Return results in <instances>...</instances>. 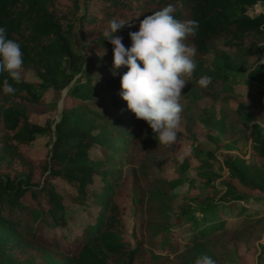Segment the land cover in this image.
Listing matches in <instances>:
<instances>
[{"label":"trees","instance_id":"1","mask_svg":"<svg viewBox=\"0 0 264 264\" xmlns=\"http://www.w3.org/2000/svg\"><path fill=\"white\" fill-rule=\"evenodd\" d=\"M169 3L176 5L177 19L198 20L200 25L197 35L186 41L195 44L198 52L197 70L182 92L185 136L196 141L198 125L218 127L215 107L224 102V127L250 140V152L246 159L224 155L229 174L222 182L221 198L237 205L248 202L250 193L264 196V126L253 110L229 107L227 85L231 73L244 68L245 83L264 86V12L248 13L256 3L264 5V0H82L80 5L78 0H0V27L20 43L24 54L22 82L9 79L17 89L15 95L3 93V80L8 77L0 74V264H195L205 254L216 264H227L231 256L248 249L257 231L264 233L261 210L240 205V219L231 226L223 222L214 230L195 231L191 243L179 251L154 250L159 231L191 211L188 199L172 205L176 180H149L152 168L163 163V153L173 143H159L148 124L128 110L121 90L111 98L120 116L101 118L93 104L98 89L117 93L120 78L109 75L102 82L92 78L85 64L86 49L104 52L113 67V46L103 36L108 21L126 22L114 36L122 37L130 48L129 33L139 30L144 16ZM75 26L81 51L73 45ZM218 40L234 54L217 50ZM28 70L38 82L26 80ZM127 70L118 69L122 74ZM202 75L211 77L207 88L197 84ZM66 87L56 121L31 120L33 114L45 112L46 91ZM205 99L208 105L202 104ZM52 124L48 153L41 159L31 158L27 146L38 135L51 132ZM134 146L140 148L139 157L131 152ZM91 151H98V157ZM204 176L210 186V174ZM56 181L74 190V203L96 208L93 220L74 235L66 232L70 230L69 206ZM237 184L244 191H238ZM122 195L130 197L131 213L138 220L130 240L123 233L126 211L118 204ZM213 209L209 203L202 212Z\"/></svg>","mask_w":264,"mask_h":264},{"label":"rangeland","instance_id":"2","mask_svg":"<svg viewBox=\"0 0 264 264\" xmlns=\"http://www.w3.org/2000/svg\"><path fill=\"white\" fill-rule=\"evenodd\" d=\"M79 5L82 0H78ZM264 12V5L256 3L249 9L248 13L253 15L255 13ZM73 45L76 50L81 51V43L76 31V26L73 29ZM217 50H225L230 55L234 54V51H229L222 43L221 40L216 42ZM84 51V49H83ZM86 63L89 66V72L92 78H96L101 82L106 76H113L120 78L123 74L114 69L107 61L104 52H96L91 47L86 49ZM88 56V57H87ZM89 57L93 62L89 61ZM213 55H208L207 65L210 66ZM253 58H250L248 64L252 62ZM247 64V65H248ZM250 66H248L249 68ZM113 72L116 74L113 75ZM79 74L76 76L78 77ZM246 70L240 68V70L231 73V77L228 82L230 87L229 93V107L236 108L241 105L246 109L253 110L257 115L259 122L264 126V86L258 84L245 83ZM26 80L29 82H38L33 71L28 70L26 73ZM67 87L60 91H46L45 92V112L39 114H33L31 120L43 124L47 118L58 119L60 111L63 107V100L66 94ZM117 93L111 90L109 92H102L98 89V98L93 101L94 106H97L99 113L102 117L114 119L116 116H120V113L111 105V98ZM203 105H208L209 100L202 101ZM225 103L219 101L216 103V111L218 116L219 126L204 127L198 125L196 127L197 140L191 141L186 138L183 129L184 120L181 119L180 127L177 133L180 136L177 137L173 143L170 151L163 153V163L152 168V172L149 175V180L153 179H166L176 180L177 183L172 187V192L175 195L172 205L175 207L180 204L182 198L191 202V211L188 212L185 217L175 218L173 223L170 224V228L166 231H159L156 236L157 245L154 250L157 252L171 253L173 251H179L185 246L191 243L195 231L201 230H214L221 223H225L226 226H231L234 222L240 219L238 214L239 206L247 207L251 206L254 209L261 210L260 214H264V196L251 194V199L247 202H239L234 205V201L223 200L221 196L224 194L225 187L222 186V182L228 176V171L223 165L224 155L226 153L239 155L246 159L249 157L250 152V140L239 138L238 134H235L230 128L224 127L223 119L225 117L224 107ZM51 125V132L43 135H38L28 147V155L33 159H41L48 153L52 139H53V126ZM135 157H139L140 148L134 146L131 150ZM208 153L212 154L210 157ZM94 158L99 153L98 151H91L90 153ZM98 157V156H97ZM186 164L184 168L183 165ZM128 173V168L125 170ZM205 174H210L211 184L207 186L205 184ZM236 182L235 180H233ZM99 181L96 182L98 186ZM55 185L57 190L64 196V202L69 207L67 208L68 226L70 230H66L67 234L74 235L80 231L87 222L93 220L96 213V208H86L82 204L74 203L71 199L75 194L72 188H69L64 182L56 181ZM238 191H244L243 188L237 184ZM128 188L127 191H129ZM130 196V195H129ZM193 197L194 199L189 198ZM259 196V197H258ZM213 204V211L202 212V209L206 207V204ZM118 204L125 208V230L124 235L129 238L132 233V229L136 224L137 217H134L131 213L132 204L131 199L128 196L118 197ZM250 207V208H248ZM210 208V207H209ZM136 230L137 228L134 227ZM264 233L257 231L251 238L248 249L245 252H237L230 257L227 264H264Z\"/></svg>","mask_w":264,"mask_h":264},{"label":"clouds","instance_id":"3","mask_svg":"<svg viewBox=\"0 0 264 264\" xmlns=\"http://www.w3.org/2000/svg\"><path fill=\"white\" fill-rule=\"evenodd\" d=\"M176 5L169 3L162 9L144 16L139 30L130 32L131 47L123 38L114 36L126 22L116 18L108 21L103 36L113 46V67L128 70L120 77L119 93L128 110L136 119L148 124L160 144L170 145L177 139L183 105V89L197 70V48L186 43L199 30L198 20L181 21L176 18ZM24 54L21 45L8 37L7 29L0 27V74L3 93L15 95L17 89L9 82L20 84L23 79ZM116 73L113 72V75ZM197 84L207 88L211 77L202 75ZM195 264H216L208 255H201Z\"/></svg>","mask_w":264,"mask_h":264},{"label":"crops","instance_id":"4","mask_svg":"<svg viewBox=\"0 0 264 264\" xmlns=\"http://www.w3.org/2000/svg\"><path fill=\"white\" fill-rule=\"evenodd\" d=\"M262 5V4H261Z\"/></svg>","mask_w":264,"mask_h":264}]
</instances>
